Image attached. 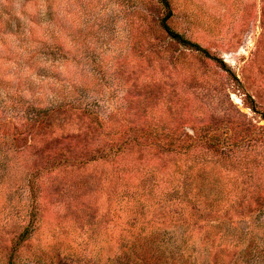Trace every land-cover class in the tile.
Here are the masks:
<instances>
[{"label":"rangeland","instance_id":"rangeland-1","mask_svg":"<svg viewBox=\"0 0 264 264\" xmlns=\"http://www.w3.org/2000/svg\"><path fill=\"white\" fill-rule=\"evenodd\" d=\"M169 2L215 58L158 0H0V264H264V0Z\"/></svg>","mask_w":264,"mask_h":264},{"label":"trees","instance_id":"trees-1","mask_svg":"<svg viewBox=\"0 0 264 264\" xmlns=\"http://www.w3.org/2000/svg\"><path fill=\"white\" fill-rule=\"evenodd\" d=\"M160 4L163 6L165 10V14L162 18H160L159 23L160 26L164 29V31L168 34L170 38L181 44L186 48H190L192 50L197 51L198 53L202 54L205 57L215 58L212 56L209 51L202 47L197 42L190 40L189 38L185 37L181 33L173 30L170 25L168 24L167 20L170 18L172 11L170 8L169 0H158ZM23 15V16H22ZM26 25V26H25ZM28 25L25 24L24 14H17L16 12H4L0 10V34L2 36H11L13 35L16 39L20 41H24L28 39L27 37L30 36V29L29 27L26 28ZM8 52H11L10 50ZM170 144L174 145L175 148L186 149L189 148L188 144L184 142H177L174 140H170ZM217 141L213 138L210 139V144L215 145ZM25 235L22 234L20 236V240H24ZM108 264H126L124 256L121 254H114L110 259Z\"/></svg>","mask_w":264,"mask_h":264}]
</instances>
